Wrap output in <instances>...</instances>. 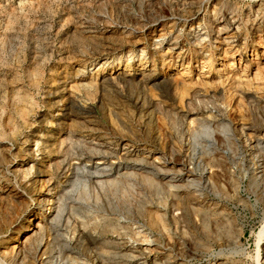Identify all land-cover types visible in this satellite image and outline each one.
I'll return each instance as SVG.
<instances>
[{
    "label": "rangeland",
    "instance_id": "rangeland-1",
    "mask_svg": "<svg viewBox=\"0 0 264 264\" xmlns=\"http://www.w3.org/2000/svg\"><path fill=\"white\" fill-rule=\"evenodd\" d=\"M40 216L18 264H264V0H0L1 264Z\"/></svg>",
    "mask_w": 264,
    "mask_h": 264
},
{
    "label": "bare ground",
    "instance_id": "bare-ground-1",
    "mask_svg": "<svg viewBox=\"0 0 264 264\" xmlns=\"http://www.w3.org/2000/svg\"><path fill=\"white\" fill-rule=\"evenodd\" d=\"M226 53L228 54V58L233 60V56H234L235 53H237V50H234V51H230L229 50V52H226ZM236 61H239V57H237ZM126 65L127 64L125 63V66ZM231 65H233V61H232ZM252 141H257V140L253 139ZM254 146H255V144H252L250 141L247 143V147L250 150V152L252 151ZM134 155L135 154L130 153L129 151H126V152L123 153L122 160L124 161L125 164H128V165H130L132 167H139L137 170L145 172L146 175H149L152 178L155 177V176L156 177L158 176L160 178L168 176V177H170L171 181H175V180L181 179L182 176H187V177H191L192 176V172L190 171L189 168L184 167L183 166L184 164L180 165V168L175 170V169L171 168V166L167 167V165L171 163L170 160H165V159L162 160L160 156H156L155 160H153L151 158L150 159H146V158L142 159L140 157H135ZM94 157H99L100 159H103L104 156L95 155ZM250 162L252 164H255L253 162V158L252 157L250 158ZM100 164H102V162H100V161L96 162L95 172L98 173V174H101V175L104 174V176H108L109 173H110L109 172L110 168L109 169L105 168V167H101L100 168L99 167ZM103 164H104V162H103ZM253 167L255 168V170L257 169V166H253ZM256 172L258 173L257 170H256ZM257 173L254 174V178H258ZM145 174H143L142 176L140 174H136V175H131L130 173L123 174L122 177L123 176L125 177V180H126L127 184L125 186H123L124 187L123 188V187L116 186V185L113 184V183H116V182H113V183L111 182L112 187H113V190H112L113 193L116 194L119 198L120 197H122V198L126 197L129 192L135 193L136 191L133 190L135 184H138L137 186H138V188H140L142 185H146V184L151 183L150 179H152V178H150L149 176H145ZM210 175H211V173H210ZM139 176H141V177H139ZM97 177H101V176L99 175ZM189 179H191V178H189ZM101 183H103V182H101ZM186 185H189V183L188 184L186 183ZM181 193H182L181 194L182 198L186 201L187 204L191 203L193 201L200 202V200L198 199V196L196 194H194V192L192 190L190 191V189H183V190H181ZM186 207H184L185 211L187 210ZM34 208H35V206H34ZM206 208L208 209V211L211 210V209L213 210V207L206 206ZM208 213H209L208 215H210L209 218L213 219V224L215 226L214 229H216V231L219 232L220 231L219 225H217V223H218L217 220H219V217L217 216V214H218L217 209L213 213H211V212H208ZM40 220H41V216L39 217L38 220L33 222V227H28L26 225H22L20 227V229H23V230L27 229L28 231L25 233L24 238L20 241V244H18L16 246L15 255H13L12 258L9 259L12 264H18L20 259L24 255H27L28 252H31V250L29 248V245H30V242H31L32 238L36 237L39 234V232L42 229V227H44V223H42ZM28 221H29V219H28ZM14 224H15V219L14 220L13 219H7L3 223L0 222V232H2V230L4 229L3 227H5V229H9V227L13 226ZM262 235H264V227L262 229V233H260V236H262ZM4 253H5V255L2 252L4 257L10 258V255H9L8 251H5ZM159 253H162V260H163L162 264H177L178 259L182 257L181 255H179V256L174 255L173 256V255H170V254H168V253H166L164 251L159 252ZM2 263L5 264L4 262H2ZM0 264H1V261H0Z\"/></svg>",
    "mask_w": 264,
    "mask_h": 264
}]
</instances>
